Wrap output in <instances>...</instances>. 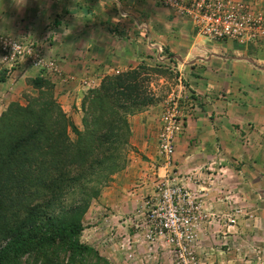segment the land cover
<instances>
[{
	"label": "rangeland",
	"instance_id": "374dc122",
	"mask_svg": "<svg viewBox=\"0 0 264 264\" xmlns=\"http://www.w3.org/2000/svg\"><path fill=\"white\" fill-rule=\"evenodd\" d=\"M122 16L125 17L123 13ZM1 36L21 42L11 35L0 33ZM49 39L52 40L50 34L42 39L44 43H36L34 40L20 43L25 50H32L30 55L23 54L22 59L15 61L9 59L10 57L5 59L4 55L10 53L0 48V77L5 81L0 83V114L10 102L25 106L31 98L38 97L40 90L33 80L43 77L53 83V99L81 131L84 127V117H89L85 96L99 85L94 86L91 81L87 86L84 82L86 78L76 76H73L74 79L64 80L67 74L64 76L66 72L59 65L61 61L51 54L56 53V50H53V40L49 43ZM125 44L123 43L125 51L133 50L132 53L138 55V58L134 57V62L125 65H119L120 59H112L111 65H107H113L114 69L106 67L102 73L109 72L101 79L107 75L141 67L137 69L141 88L152 96L153 102L128 115L131 136L125 152L124 168L112 175L111 180L100 189L98 197L91 201L82 219L84 229L81 241L96 249L112 264H176L173 247L167 245L165 239L151 242L147 237L145 222L147 202L157 192L155 184L168 177L172 183L184 187L190 200L199 206V216L196 214L197 222L193 228L197 235L192 241L194 245L191 264H264V155L259 154L262 157L260 159H248L243 156L241 159L230 161L206 159L198 168H192V171L207 175L206 179L199 182L188 180L187 176L177 175L171 157L166 161L161 151V143L168 134L166 131L171 123L177 125V122H181V130L187 131L192 126V121L189 122V128L184 130L185 124L188 123L186 120L188 117H196V108L204 111L205 104L225 99L227 89L232 87L231 83L227 84L223 75H213V72H218L216 66L209 68L204 59L214 58L215 62H220L219 55L235 56L237 48L248 43H233L237 48L221 45L227 43H214L208 48L209 52L195 49L194 54L203 57V61H192L193 54L185 60L186 46L182 44L179 48L165 43H127V48ZM140 45L145 47L141 48ZM201 45L202 43H199V46ZM105 49L103 48V52ZM33 53L41 62L38 66L33 64ZM141 54L143 60L140 59ZM191 63L194 65L188 69ZM129 65L133 66L128 67ZM228 67L229 65H225L224 68L227 75ZM114 70L118 71L113 72ZM205 71L207 74L203 75ZM189 74L201 83L207 79L205 90L212 89L214 95L207 98L204 94L195 93L196 90L191 87L193 82L188 81ZM83 87L85 88L79 95L78 89ZM41 89L45 90L44 87ZM227 124L235 125L228 121ZM176 128H170L174 131L173 151L175 145H178V136L181 135V130L177 133ZM70 136L75 138L73 133H70ZM211 146L215 148L214 145ZM216 147L220 149L219 144ZM253 155L254 153H251V156ZM160 169H164V173L161 174ZM143 174L146 178L142 177ZM211 174L215 176H210ZM217 174L222 176L218 177ZM131 175L134 176L130 177ZM207 178L210 180L205 181ZM211 179L215 180L213 184ZM192 183H201L204 186L202 188ZM114 184L125 186V190L136 193L147 184L152 191L150 194L145 190L139 192L142 194L139 200H136L139 203L134 204L133 201L129 206L126 197L136 198L120 188L118 189L126 197H117L115 193L113 195L111 187ZM211 196L215 197L214 201Z\"/></svg>",
	"mask_w": 264,
	"mask_h": 264
},
{
	"label": "trees",
	"instance_id": "16d2710c",
	"mask_svg": "<svg viewBox=\"0 0 264 264\" xmlns=\"http://www.w3.org/2000/svg\"><path fill=\"white\" fill-rule=\"evenodd\" d=\"M140 68L107 75L88 92L81 131L43 77L33 80L38 97L0 114V264H112L81 241L82 219L124 168L128 115L153 102Z\"/></svg>",
	"mask_w": 264,
	"mask_h": 264
},
{
	"label": "crops",
	"instance_id": "0c3cea01",
	"mask_svg": "<svg viewBox=\"0 0 264 264\" xmlns=\"http://www.w3.org/2000/svg\"><path fill=\"white\" fill-rule=\"evenodd\" d=\"M242 1L255 10H264V0ZM122 13L124 18L121 17ZM0 33L14 36L22 43L31 40L44 43L42 39L50 34L54 43L53 50H56V53L51 54L61 61L59 65L66 72L64 76L67 74L64 80L74 79L73 76L86 78L84 82L87 86L91 81L94 86H98L103 75L109 72L102 73L106 67L114 69L113 65L109 66L112 59H120L119 65H125L134 62V57L138 58V55L132 53L133 50L126 52L123 43H126V48L127 43H165L174 48L182 47V44L186 46L185 60L193 54L192 61H203V57L194 54L195 49L209 52L208 48L214 43H227L221 45L237 48L233 45L235 42L208 40L199 35L190 19L172 8L162 6L159 0H0ZM199 43L202 45L199 46ZM103 48H106L105 52ZM237 50L235 56L219 55L220 62H215L214 58L204 59L209 68L216 66L218 72L212 74L223 75L232 87L227 89L225 99L205 104L204 111L196 108V117H188L186 120L188 123L184 130L189 128V122L192 121L187 131L180 128L178 145H175L170 157L177 175L187 176L188 180L200 182L206 179L204 173L192 171V168H198L206 159L230 161L241 159V156L260 159L262 157L259 154L264 155V40L248 43ZM140 59H144L142 54ZM192 65L194 63L189 64L188 69ZM225 65H229L228 75ZM206 74L207 71L203 73ZM188 77V81L193 82L190 86L194 87L195 93L204 94L207 98L214 95L212 89H206L207 92L205 90L207 79L201 83L193 75L189 74ZM85 87L78 89L77 93L81 95ZM227 121L235 125L227 124ZM218 144L220 149L216 147ZM251 153L254 155L251 156ZM159 172L164 173V169ZM142 177L146 178L144 174ZM209 180L207 178L205 181ZM214 181L211 179L212 184ZM192 184L204 186L201 183ZM118 188L129 192L136 199L126 197ZM111 189L113 195L115 193L117 197H126L129 206L133 201L134 204L139 203L136 201L142 195L139 192L145 190L150 194L152 191L147 184L137 193L116 184ZM214 199L211 196V200Z\"/></svg>",
	"mask_w": 264,
	"mask_h": 264
},
{
	"label": "built area",
	"instance_id": "2783aa9c",
	"mask_svg": "<svg viewBox=\"0 0 264 264\" xmlns=\"http://www.w3.org/2000/svg\"><path fill=\"white\" fill-rule=\"evenodd\" d=\"M165 7L174 9L178 14L191 20L198 34L208 40L235 43H252L264 40V10H255L242 0H159ZM22 42L0 37V48L10 53L5 59L20 60L29 54ZM38 55V54H37ZM35 66L40 60L33 53ZM183 123H171L168 134L161 143V151L166 161L173 153L172 137ZM156 193L150 197L146 209L147 237L151 242L165 239L173 247L176 264H191L193 261L192 244L196 233L193 228L199 216V206L190 200L188 192L170 179L163 178L155 184ZM190 200V201H189ZM195 214V215H194ZM197 214V215H196Z\"/></svg>",
	"mask_w": 264,
	"mask_h": 264
}]
</instances>
